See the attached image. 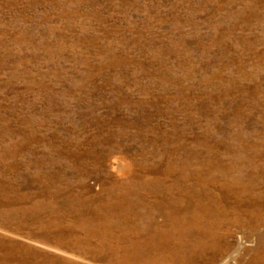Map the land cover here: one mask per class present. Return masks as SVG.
<instances>
[{
    "label": "rangeland",
    "instance_id": "1",
    "mask_svg": "<svg viewBox=\"0 0 264 264\" xmlns=\"http://www.w3.org/2000/svg\"><path fill=\"white\" fill-rule=\"evenodd\" d=\"M0 264H264V0H0Z\"/></svg>",
    "mask_w": 264,
    "mask_h": 264
},
{
    "label": "bare ground",
    "instance_id": "2",
    "mask_svg": "<svg viewBox=\"0 0 264 264\" xmlns=\"http://www.w3.org/2000/svg\"><path fill=\"white\" fill-rule=\"evenodd\" d=\"M131 251H132V250H131ZM134 252H135V251H134ZM137 252H138V251H137ZM145 252H146V251H145ZM125 254H126V253H125ZM142 255H143V254H142ZM143 257H144V256H143ZM133 258H134V257H133ZM133 258H132V259H133ZM135 259H136V258H135ZM133 261H134V260H133ZM136 261H137V260H136Z\"/></svg>",
    "mask_w": 264,
    "mask_h": 264
}]
</instances>
